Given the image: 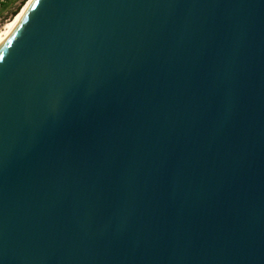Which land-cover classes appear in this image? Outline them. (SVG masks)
Here are the masks:
<instances>
[{
	"label": "water",
	"instance_id": "1",
	"mask_svg": "<svg viewBox=\"0 0 264 264\" xmlns=\"http://www.w3.org/2000/svg\"><path fill=\"white\" fill-rule=\"evenodd\" d=\"M0 264H264V0H36L0 53Z\"/></svg>",
	"mask_w": 264,
	"mask_h": 264
},
{
	"label": "bare ground",
	"instance_id": "2",
	"mask_svg": "<svg viewBox=\"0 0 264 264\" xmlns=\"http://www.w3.org/2000/svg\"><path fill=\"white\" fill-rule=\"evenodd\" d=\"M35 1L36 0H27L14 18L4 25L0 31V53L4 51V49L19 32Z\"/></svg>",
	"mask_w": 264,
	"mask_h": 264
},
{
	"label": "rangeland",
	"instance_id": "3",
	"mask_svg": "<svg viewBox=\"0 0 264 264\" xmlns=\"http://www.w3.org/2000/svg\"><path fill=\"white\" fill-rule=\"evenodd\" d=\"M27 0H1L0 1V31L4 25L12 20L14 16L21 10ZM17 13L14 15V12Z\"/></svg>",
	"mask_w": 264,
	"mask_h": 264
},
{
	"label": "trees",
	"instance_id": "4",
	"mask_svg": "<svg viewBox=\"0 0 264 264\" xmlns=\"http://www.w3.org/2000/svg\"><path fill=\"white\" fill-rule=\"evenodd\" d=\"M0 1H1V0H0ZM17 11H18V10H16V11L14 12V15L17 13Z\"/></svg>",
	"mask_w": 264,
	"mask_h": 264
}]
</instances>
